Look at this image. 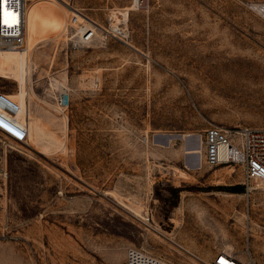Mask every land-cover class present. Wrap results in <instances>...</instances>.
<instances>
[{
    "label": "rangeland",
    "instance_id": "obj_1",
    "mask_svg": "<svg viewBox=\"0 0 264 264\" xmlns=\"http://www.w3.org/2000/svg\"><path fill=\"white\" fill-rule=\"evenodd\" d=\"M125 5L32 3L24 49L0 47V89L20 101L11 61H29L34 123L23 143L0 134V264H128L133 248L264 264V185L246 194L243 166L206 163L203 145L210 125L264 127V0ZM74 8L91 43L67 36ZM124 22L127 41L103 36Z\"/></svg>",
    "mask_w": 264,
    "mask_h": 264
},
{
    "label": "built area",
    "instance_id": "obj_2",
    "mask_svg": "<svg viewBox=\"0 0 264 264\" xmlns=\"http://www.w3.org/2000/svg\"><path fill=\"white\" fill-rule=\"evenodd\" d=\"M33 0H9L5 10L15 14L12 27L0 24V47L20 49L26 42L27 10ZM127 3L129 12L135 5L144 8L150 0H117ZM124 6V7H125ZM120 15H122L120 13ZM77 18L76 16L74 19ZM128 19V18H127ZM105 38L116 37L123 41L128 38V25L108 23L101 27ZM96 28L87 27L80 44L91 43L96 38ZM99 82V81H96ZM68 99V95H66ZM23 103L10 92L0 89V134L15 142H25L29 137L27 125L21 120ZM204 158L210 165H242L244 168L245 193L251 194L264 185V127L260 126H222L210 125L205 129ZM7 175L6 167H0V177ZM132 249V248H131ZM128 256V264H140L138 255L141 250L133 248ZM142 252V251H141ZM145 253V252H144ZM193 254V253H191ZM194 255V254H193ZM200 259L198 256L194 255ZM207 264H260L250 253L246 259L235 253L219 250Z\"/></svg>",
    "mask_w": 264,
    "mask_h": 264
},
{
    "label": "bare ground",
    "instance_id": "obj_3",
    "mask_svg": "<svg viewBox=\"0 0 264 264\" xmlns=\"http://www.w3.org/2000/svg\"><path fill=\"white\" fill-rule=\"evenodd\" d=\"M41 1H50V0H33L28 6L27 22H28V12H29L31 4L32 3L41 2ZM259 7L264 9V5H259ZM72 12H73L74 15L72 16L71 25L75 29V32L70 34V35H67V36L68 37H73L74 38V40H73L74 43H79L81 41V37H82V35H83V33H84V31H85V29L87 27L96 28V32H97L98 26H97L96 22L93 19L89 18L87 15H85L83 12L77 10L76 8H74ZM126 12H128V11H126ZM75 16L77 18L74 19ZM96 36H98V34ZM29 37L30 38L32 37L30 32H29ZM26 41H27V24H26ZM25 44H26V42H25ZM25 44H24V46H25ZM24 46L22 48H20V49H24ZM30 48H31V43L29 42L25 49L27 51H29ZM30 70H31V68H30V64H29L28 59L20 60V59L14 58L11 61V73H12V75L16 78V80L19 83V87H20V90H21V102L24 105V111L21 114V120L27 125L29 133H31V131L33 129V124H34V123H32L29 120V118H28V110H27V80H28V75L30 73ZM66 95L69 96V93L66 92V93L63 94V97H62V100H61V104L62 105L67 103ZM194 142H192V144ZM20 143H23V142H20ZM189 151L191 153L199 154V153L202 152V147L200 145H198V144L197 145L195 144V145L189 147ZM194 156H196V155H194ZM185 249L187 251H189L187 248H185ZM133 250L134 249H132L130 251V253ZM129 259H130V257H129ZM138 260H139L140 264H168L167 262H165L163 260H160V259H157V258L152 257L150 255H147V254H145V253H143L141 251L139 252Z\"/></svg>",
    "mask_w": 264,
    "mask_h": 264
},
{
    "label": "snow or ice",
    "instance_id": "obj_4",
    "mask_svg": "<svg viewBox=\"0 0 264 264\" xmlns=\"http://www.w3.org/2000/svg\"><path fill=\"white\" fill-rule=\"evenodd\" d=\"M9 3V0H0V24L12 27L15 23V14L5 10V5Z\"/></svg>",
    "mask_w": 264,
    "mask_h": 264
},
{
    "label": "trees",
    "instance_id": "obj_5",
    "mask_svg": "<svg viewBox=\"0 0 264 264\" xmlns=\"http://www.w3.org/2000/svg\"><path fill=\"white\" fill-rule=\"evenodd\" d=\"M230 189H232L234 191H243L244 186L243 185H235V186L230 187Z\"/></svg>",
    "mask_w": 264,
    "mask_h": 264
},
{
    "label": "crops",
    "instance_id": "obj_6",
    "mask_svg": "<svg viewBox=\"0 0 264 264\" xmlns=\"http://www.w3.org/2000/svg\"><path fill=\"white\" fill-rule=\"evenodd\" d=\"M213 257H214V256H213ZM213 257H212V258H213Z\"/></svg>",
    "mask_w": 264,
    "mask_h": 264
}]
</instances>
